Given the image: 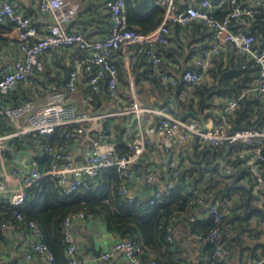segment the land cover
<instances>
[{
  "label": "built area",
  "instance_id": "built-area-1",
  "mask_svg": "<svg viewBox=\"0 0 264 264\" xmlns=\"http://www.w3.org/2000/svg\"><path fill=\"white\" fill-rule=\"evenodd\" d=\"M159 1L165 8L164 20L153 31L142 33L129 25L126 0H106L111 29L105 36L92 37L83 31H69L65 26L78 13V1L40 0V11L52 15V22L43 29L40 18L26 15L16 0H0V24H11L6 33L7 43L17 50L12 62L0 65V102L18 85H32L31 75L44 69L45 57L55 60L60 48L81 52L62 86L55 84L34 99L0 107V117L11 126L10 130L0 133V199L9 204L0 206L3 228L16 219H23L19 208L26 204L28 189L45 176L57 180L63 193L72 194L86 187L88 181L96 188L103 168L115 166L121 176L117 194L133 203L141 197L130 193L129 183L143 177L136 162L145 151L156 148L170 152L176 142H187L193 137L213 146L241 143L244 148L232 154L235 162L228 160V163L240 171L241 184L250 188L253 202L264 208V125L233 126L228 116L238 107L235 97L227 100L220 114L209 117L204 123L178 116L169 104H143L137 95L130 50L135 46L136 52L146 55L150 76L157 77L165 88H176L184 81L186 88L179 92L182 98L193 94L204 83L212 59L233 47L246 55L244 65L254 68L256 76L252 89L264 102V45L247 30L249 19L260 11L264 0H200L185 7L180 6L178 0ZM225 5V14L217 17L216 8ZM194 20L207 26L211 34L208 44L195 55L193 66L180 75L163 70L160 48L171 44V26L190 25ZM120 61L126 69L130 99L119 92L123 83ZM78 93L83 94L81 101ZM104 95L112 105L97 110L88 108L98 96ZM116 117L124 118L125 133L120 140L115 138ZM16 141L24 145L21 149L25 151L15 154V159L21 163L9 164L5 151L16 149ZM121 143L125 146L123 150L118 148ZM39 155L48 157V163L43 164ZM178 174L179 170L173 166L166 187L161 188L155 173H148L145 180L150 198L146 204L151 206L168 195ZM184 189L190 191L192 187L184 184ZM229 211L218 202L209 204L205 215L214 218L215 226L206 235L191 234V238L201 244L215 245L211 259L224 253L220 223ZM184 216L186 213L178 217ZM92 217L104 222L100 216L83 210L69 214L64 220L65 251L70 264H88L72 229L74 222ZM27 224L34 234V242L25 248L28 256L42 254L44 264H54V254L44 241L41 227L35 221ZM169 231L168 239L173 241V229L170 227ZM119 251L131 264H158L154 258L143 257L144 246L132 238L119 239L111 251L101 254V258L109 259ZM256 264H264V255Z\"/></svg>",
  "mask_w": 264,
  "mask_h": 264
},
{
  "label": "trees",
  "instance_id": "trees-1",
  "mask_svg": "<svg viewBox=\"0 0 264 264\" xmlns=\"http://www.w3.org/2000/svg\"><path fill=\"white\" fill-rule=\"evenodd\" d=\"M199 1L178 0V3L185 7L190 3L197 4ZM126 3L129 25L137 31L149 33L164 20L165 8L159 0H126ZM226 10L227 5L216 8L215 15L222 17ZM171 27L174 31H171V44L160 48L163 57L161 68L173 73L176 71L175 74H178L180 70L193 66L189 64V60L208 44L211 34L200 20H194L192 24L186 26L177 24ZM10 29V23L0 24V48L7 43L6 33ZM247 30L255 34L259 44L264 45V5L260 7V11L254 18L249 19ZM135 49L130 48L131 52H136ZM134 52L132 57L137 55V61L132 66L135 82L139 77L147 75L157 89L167 93L168 99L163 103L157 101L156 105L169 104L178 116L204 123L209 117H216L219 114L218 107H224L228 99L235 97L238 99V107L228 116L233 126L264 125V102L252 89L256 76L255 70L253 67L244 65L246 64L244 53L232 47L226 53L215 56L204 83L197 87L193 94H186L181 98L179 92L186 88L184 81H181L176 88H165L157 77L150 76L148 69L150 64L146 55ZM79 54L80 52L74 48L58 49L55 60L46 61L42 71L31 75L32 85H18L2 99L0 107L8 106L12 102L34 99L55 84L62 86L74 68ZM140 63H147L146 70L143 72L139 71ZM175 64L178 66L176 67ZM119 66L120 77L124 84H128L123 62L120 61ZM141 100L143 104H149L144 98ZM109 105L112 103L104 95L98 96L93 105L88 108L97 110L101 106ZM123 121V117L114 118L117 140H120L125 133ZM10 129L11 126L0 117V133ZM188 142H195L194 157H191L189 152L181 155V163L175 165L179 174L174 187L168 195H164L151 206L146 204L150 196H142L133 203L119 196L117 187L121 176L115 166H109L103 168L100 173L96 188L88 181L86 187L72 194L63 193L57 180L45 176L28 189L26 204L24 208H19L23 219H16L14 223L28 227L29 221H35L41 227L44 232V241L54 254V264H70L65 251L63 224L69 214L81 210L103 218L107 229L119 233L121 238H132L141 243L145 248L143 254L145 258H154L158 264H184L185 262L192 264L181 253L183 241L176 237L173 241L168 239L169 228L173 229L174 234L177 223L182 222L189 228L190 236L192 233L208 234L215 226V221L214 218L205 215L207 207L213 202H218L221 207L227 206L230 210L220 223L222 230L220 238L225 243V248L222 256L211 259L215 245L200 243L202 249L208 254V263L231 264L232 258L236 255L238 264H256V260L264 255V208L258 207V204L253 202V197L250 198L247 206V191L243 188L229 189L227 179L218 172L217 167L211 169L206 176V169L194 161V159H201L202 154L209 159V156L205 154L211 151H204L206 148L214 151L215 155H220L225 152V146L205 144L200 147L202 142L195 137L190 138ZM15 143L16 149L24 146L17 141ZM118 148L123 150L125 146L121 143ZM242 148L244 146L241 143L230 145L229 161L235 162L232 154ZM5 155H9L8 151H5ZM38 159L43 164L49 161L45 155H39ZM171 169L170 167L167 170L169 174ZM184 184L190 185L192 190L184 189ZM157 185L159 186L158 180ZM200 198L203 199L202 202L199 201ZM1 205L9 204L0 199ZM181 213H186V216L179 218ZM1 223L0 219V228Z\"/></svg>",
  "mask_w": 264,
  "mask_h": 264
},
{
  "label": "crops",
  "instance_id": "crops-1",
  "mask_svg": "<svg viewBox=\"0 0 264 264\" xmlns=\"http://www.w3.org/2000/svg\"><path fill=\"white\" fill-rule=\"evenodd\" d=\"M80 3V9L78 13L69 21L65 26L69 31H83L92 37H101L109 33L112 26V19L108 13L105 6L106 0H74ZM40 0H16L19 9L23 11L26 15L31 17H39L40 25L43 29L47 27L48 24L52 22V15L50 13H43L40 11L39 7ZM172 29V27H171ZM173 31V30H172ZM174 32V31H173ZM8 34V33H7ZM101 34V35H100ZM183 37V34H182ZM131 48H136L131 46ZM162 48V47H161ZM136 51V50H135ZM133 52L131 54L133 55ZM137 53V52H134ZM199 53V52H198ZM197 53V54H198ZM81 54V52H80ZM79 54V55H80ZM195 54V55H197ZM195 55L189 60V64L193 65V60ZM17 56V50L11 48L8 43H5L0 48V65L12 62ZM147 60V59H146ZM50 62L48 58L45 57V63ZM137 61V55L132 57V63ZM143 63V62H142ZM140 63L139 71L143 72L146 70V64ZM177 67L178 65L175 64ZM145 68V69H144ZM176 73V71H174ZM181 70L176 75L181 74ZM123 82V81H122ZM136 85L140 95V99L144 98L147 105L155 106L157 101L160 103L165 102L168 98L167 93L160 91L156 88L155 83L150 80L147 75L139 77L136 81ZM119 92L122 97L128 98L131 95L130 88L127 84L122 83ZM83 94L78 93L77 97L81 101ZM142 101V100H141ZM13 104V102H12ZM161 105V104H158ZM223 107H218V113L220 114ZM151 118V117H150ZM123 128L125 126L123 123ZM194 140V139H192ZM197 140V139H196ZM193 142V141H192ZM176 142L170 152H163L156 148H149L141 156V158L136 162V165L141 169L143 177L141 179H134L129 183V189L131 194L136 196H149L146 192H149L146 185L145 177L148 173L154 172L158 184L161 188L166 187V182L170 176V167L181 163V155H186L187 152L190 153L191 157H194L195 152V142ZM76 145L72 143L71 145ZM205 144H201L200 147ZM78 149L81 145L76 146ZM200 148H198L199 150ZM208 149V150H207ZM22 150V149H21ZM8 150L7 162L9 164L18 163L15 159L16 152H24L25 150ZM201 151V149L199 150ZM204 151H211L205 155L209 156L205 158L202 154L201 159H194V161L199 164L200 167L206 169L207 175L211 171V166L215 159L224 158L226 161L229 160L228 154L226 155V149L223 154H214V151L206 148ZM11 152L14 154L12 155ZM171 153V157L168 159L167 155ZM213 156V157H210ZM20 161V160H19ZM210 161V162H209ZM205 166H204V165ZM218 168V166H216ZM215 168V167H214ZM218 172L219 168H218ZM221 174V173H220ZM222 175V174H221ZM223 176V175H222ZM225 177V176H224ZM235 177H225L228 183ZM188 179V178H187ZM240 178L236 183H243ZM242 188V187H239ZM244 189V188H243ZM245 190V189H244ZM150 194V192H149ZM247 213V212H246ZM73 235L76 241L81 246V254L88 258V264H131L129 260L125 257L123 252H115V254L109 259H103L94 254L93 250L89 248L91 241L94 242L97 249L102 248V253L111 251L113 245L116 241L121 239V235L117 232L110 231L107 229L105 222H101L98 217H92L87 219H82L73 223ZM174 237L176 239L182 240V254L186 259L192 264H209L208 254L202 249V245L194 239L191 238L189 234V228L184 226V224L177 223L174 230ZM34 242V234L30 227L24 226L19 223H13L8 227L0 228V262L1 264H44L45 259L42 254H36L29 257L26 252V246ZM101 253V254H102ZM238 259L236 255L232 258L231 264H238ZM184 264H187L186 262Z\"/></svg>",
  "mask_w": 264,
  "mask_h": 264
},
{
  "label": "water",
  "instance_id": "water-1",
  "mask_svg": "<svg viewBox=\"0 0 264 264\" xmlns=\"http://www.w3.org/2000/svg\"><path fill=\"white\" fill-rule=\"evenodd\" d=\"M225 149H226V155H227L228 152H229V150H230V145L227 144L225 146ZM11 154L14 155L12 152H11ZM170 157H171V153H169L167 155V158L168 159ZM16 161L18 163H21V161H19V160H16ZM216 166H218L220 173L223 176H225V177H231V176H234L235 175V177L230 181L229 189L230 188H239V187L244 188L247 191V193H248V202H247V206H248V203H249V200H250V197H251L250 188L247 187L245 184L236 183L239 180V178H240V174H241L240 171L237 170V169H235V166L234 165H230L228 163V161H226L224 158H217V159H215L214 162H213V164H212V166H211V168H214ZM87 179H90V176H87ZM146 195H149V192H146ZM246 211H248V209ZM89 248L93 250L94 254H96L98 257H101L102 248L97 249L95 247V244H94L93 241H91V244H90Z\"/></svg>",
  "mask_w": 264,
  "mask_h": 264
},
{
  "label": "rangeland",
  "instance_id": "rangeland-1",
  "mask_svg": "<svg viewBox=\"0 0 264 264\" xmlns=\"http://www.w3.org/2000/svg\"><path fill=\"white\" fill-rule=\"evenodd\" d=\"M134 82H135V81H134ZM135 85H136V82H135ZM127 86L129 87V84H127ZM129 88H130V87H129ZM136 88H137V85H136ZM137 95H138V97L140 98V95H139L138 89H137ZM127 99H130V96H129ZM119 119L122 120V118H119ZM123 119H124V118H123ZM258 207H260V206L258 205Z\"/></svg>",
  "mask_w": 264,
  "mask_h": 264
},
{
  "label": "bare ground",
  "instance_id": "bare-ground-1",
  "mask_svg": "<svg viewBox=\"0 0 264 264\" xmlns=\"http://www.w3.org/2000/svg\"><path fill=\"white\" fill-rule=\"evenodd\" d=\"M197 34V33H196ZM101 35V34H100ZM185 42V41H184ZM183 43V42H182ZM145 69V68H144ZM207 231V230H206Z\"/></svg>",
  "mask_w": 264,
  "mask_h": 264
}]
</instances>
